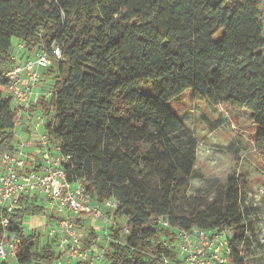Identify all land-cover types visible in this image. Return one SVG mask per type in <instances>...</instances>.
Listing matches in <instances>:
<instances>
[{"label":"trees","instance_id":"1","mask_svg":"<svg viewBox=\"0 0 264 264\" xmlns=\"http://www.w3.org/2000/svg\"><path fill=\"white\" fill-rule=\"evenodd\" d=\"M262 1L0 0V154L16 151L21 131L4 74L46 47L53 64L43 77L52 79L54 95L41 97L36 110L69 159L68 181L81 182L93 202H121L102 246L108 264H180L168 248L175 231L151 224L159 217L188 230L234 231L231 264H245L248 181L234 173L213 198L182 197L195 175L198 140L170 101L192 90L195 101L249 112L264 147ZM53 44L63 61L54 58ZM42 204L22 198L6 214L8 230L21 237L17 264L60 257L55 244L42 246L39 235L26 232ZM2 231L0 220V239ZM89 237V245L100 239L97 232Z\"/></svg>","mask_w":264,"mask_h":264},{"label":"built area","instance_id":"2","mask_svg":"<svg viewBox=\"0 0 264 264\" xmlns=\"http://www.w3.org/2000/svg\"><path fill=\"white\" fill-rule=\"evenodd\" d=\"M18 47L23 50L24 43H18ZM51 50L55 59L64 60L58 45L53 44ZM12 59L17 61L18 56L14 55ZM52 64L50 50L41 47L4 74L8 81L5 99H10L18 111L14 124L21 131L17 135L16 151L0 154V220L3 229L0 261L7 264L16 261L21 237L8 230L11 221L6 214L14 213L21 207L22 198H28L40 200L43 204L47 202L55 214V223L46 225L47 243L56 240L54 244L60 256L53 264H108L105 249L99 243L86 247L74 219L85 217L106 222L109 215H114L120 208L121 202L117 199L93 202L81 182L73 184L68 181L65 165L69 159L58 144L51 142L45 130L48 117L36 110L39 98L50 99L54 95L51 89L43 95L36 91L43 80V70ZM31 148L36 149L35 155L28 153ZM151 224L175 231L176 243L168 248L177 246L178 258H183L184 264H231L234 231L172 227L169 219L164 217L153 219ZM107 225L116 226L117 220L112 216ZM26 232L36 234L33 229ZM124 233H130L128 225H125Z\"/></svg>","mask_w":264,"mask_h":264},{"label":"rangeland","instance_id":"3","mask_svg":"<svg viewBox=\"0 0 264 264\" xmlns=\"http://www.w3.org/2000/svg\"><path fill=\"white\" fill-rule=\"evenodd\" d=\"M261 6L264 7V0ZM52 86V79L47 75L43 77L39 85L41 95ZM170 106L198 140L195 175L191 187L182 197L204 195L213 198L218 190L225 187L231 174L244 176L248 184L243 188L242 201L247 215L248 233L242 256L245 264H264V147L257 144L256 127L250 113L233 109L227 104L216 106L209 101H195L192 90L171 100ZM42 205L44 212L30 217L25 223V229H35L36 234H32L39 235L41 245L45 246L48 242L45 226L54 217L48 203ZM112 216L109 215L106 222L87 218L85 226L79 224L78 218L74 219L86 247L90 246L89 235L96 231H99L100 239L95 242L101 247L106 246L107 222L112 220ZM83 220H86L85 217H81L80 223ZM172 243L175 244V240L169 242V245ZM172 250L179 255L177 246H173ZM167 260L169 262L164 261V264L170 263V259ZM180 264H184V261Z\"/></svg>","mask_w":264,"mask_h":264},{"label":"crops","instance_id":"4","mask_svg":"<svg viewBox=\"0 0 264 264\" xmlns=\"http://www.w3.org/2000/svg\"><path fill=\"white\" fill-rule=\"evenodd\" d=\"M263 9H264V7H263ZM36 91H37V94L38 95H41V88L38 86L37 87V89H36ZM43 92V91H42ZM44 94V93H43ZM42 94V95H43ZM249 113V112H248ZM250 115H251V113H250ZM36 149H33V148H31V149H29V152L28 153H30V154H33V155H35L36 154ZM52 211V210H51ZM52 216H54V218H52V219H50V223H55V219H56V217H55V214H54V212L52 211ZM79 220L81 219V218H78ZM88 221H87V219L86 220H83L82 221V224L85 226L86 225V223H87ZM48 224V222L46 223V225ZM46 227V226H45ZM28 229H31V227H29ZM109 229V226L107 225V229L106 230H108ZM98 230V229H97ZM36 230L34 229V232H35ZM97 233H99V231H96Z\"/></svg>","mask_w":264,"mask_h":264}]
</instances>
